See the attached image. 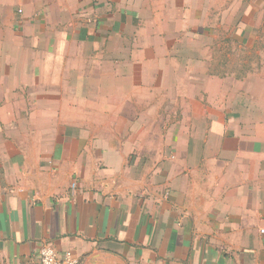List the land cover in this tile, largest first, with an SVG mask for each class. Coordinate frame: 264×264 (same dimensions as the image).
<instances>
[{
    "label": "crops",
    "instance_id": "obj_1",
    "mask_svg": "<svg viewBox=\"0 0 264 264\" xmlns=\"http://www.w3.org/2000/svg\"><path fill=\"white\" fill-rule=\"evenodd\" d=\"M227 2L0 0V264H264V106L201 58Z\"/></svg>",
    "mask_w": 264,
    "mask_h": 264
},
{
    "label": "rangeland",
    "instance_id": "obj_2",
    "mask_svg": "<svg viewBox=\"0 0 264 264\" xmlns=\"http://www.w3.org/2000/svg\"><path fill=\"white\" fill-rule=\"evenodd\" d=\"M247 2L248 6L238 7V15L233 16L240 18L248 8L246 22L213 16L208 37L202 41L210 50L201 58L209 63L210 75L220 79L210 87L214 94L231 87L234 94L250 93L264 106V0H258V5L255 0ZM224 79L226 86L219 82Z\"/></svg>",
    "mask_w": 264,
    "mask_h": 264
},
{
    "label": "built area",
    "instance_id": "obj_3",
    "mask_svg": "<svg viewBox=\"0 0 264 264\" xmlns=\"http://www.w3.org/2000/svg\"><path fill=\"white\" fill-rule=\"evenodd\" d=\"M33 264H81V261L70 251L60 254L53 246L45 245L40 250L39 260Z\"/></svg>",
    "mask_w": 264,
    "mask_h": 264
}]
</instances>
